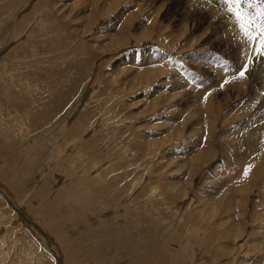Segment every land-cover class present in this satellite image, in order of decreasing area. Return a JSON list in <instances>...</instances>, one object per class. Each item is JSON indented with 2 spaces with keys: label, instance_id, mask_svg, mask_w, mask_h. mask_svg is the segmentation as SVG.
<instances>
[{
  "label": "rangeland",
  "instance_id": "rangeland-1",
  "mask_svg": "<svg viewBox=\"0 0 264 264\" xmlns=\"http://www.w3.org/2000/svg\"><path fill=\"white\" fill-rule=\"evenodd\" d=\"M234 24L0 0V264H264V58Z\"/></svg>",
  "mask_w": 264,
  "mask_h": 264
},
{
  "label": "snow or ice",
  "instance_id": "snow-or-ice-1",
  "mask_svg": "<svg viewBox=\"0 0 264 264\" xmlns=\"http://www.w3.org/2000/svg\"><path fill=\"white\" fill-rule=\"evenodd\" d=\"M222 3L229 16L235 20L234 27L238 26L239 33L257 50L258 57L264 58V0H222ZM245 3L255 11H246ZM253 62L251 58H247V62L242 64L240 78L246 77L249 65Z\"/></svg>",
  "mask_w": 264,
  "mask_h": 264
},
{
  "label": "bare ground",
  "instance_id": "bare-ground-1",
  "mask_svg": "<svg viewBox=\"0 0 264 264\" xmlns=\"http://www.w3.org/2000/svg\"><path fill=\"white\" fill-rule=\"evenodd\" d=\"M188 8V7H187ZM195 8V7H194ZM114 50V49H113ZM241 54V53H240ZM233 71V70H232ZM197 96V95H196ZM253 133V132H252ZM244 139V138H243ZM244 141V140H243ZM244 144V143H243ZM18 193V192H17ZM3 194V193H2ZM6 198H8L10 201H12L10 198V196H7V195H4ZM9 201V202H10ZM13 202V201H12ZM11 202V203H12ZM16 209V208H15ZM39 214V213H38ZM43 216V215H42ZM43 218V217H42ZM28 222H29V224H31V221H30V219H29V217L28 218H25ZM27 222V223H28ZM33 222V221H32ZM44 223V222H43ZM44 224H46V222L44 223ZM54 224V223H53ZM33 226H35L36 228H37V225L35 224V222H33ZM42 227V226H41ZM39 228V227H38ZM42 229V228H41ZM59 229V228H58ZM56 230V229H55ZM58 231V230H57Z\"/></svg>",
  "mask_w": 264,
  "mask_h": 264
}]
</instances>
